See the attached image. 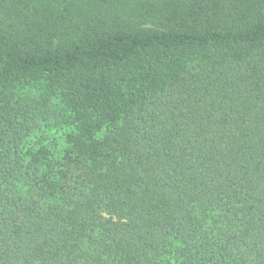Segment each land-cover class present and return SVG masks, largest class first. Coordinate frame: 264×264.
I'll return each instance as SVG.
<instances>
[{"label":"trees","instance_id":"trees-1","mask_svg":"<svg viewBox=\"0 0 264 264\" xmlns=\"http://www.w3.org/2000/svg\"><path fill=\"white\" fill-rule=\"evenodd\" d=\"M0 264H264V0H0Z\"/></svg>","mask_w":264,"mask_h":264},{"label":"rangeland","instance_id":"rangeland-1","mask_svg":"<svg viewBox=\"0 0 264 264\" xmlns=\"http://www.w3.org/2000/svg\"><path fill=\"white\" fill-rule=\"evenodd\" d=\"M60 134H61V133L51 132V133H50V136L58 137V136H60Z\"/></svg>","mask_w":264,"mask_h":264}]
</instances>
